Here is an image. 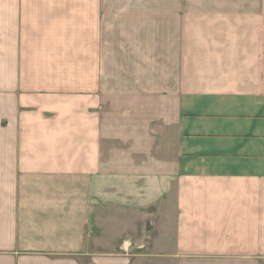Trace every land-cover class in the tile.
<instances>
[{"label": "crops", "instance_id": "obj_1", "mask_svg": "<svg viewBox=\"0 0 264 264\" xmlns=\"http://www.w3.org/2000/svg\"><path fill=\"white\" fill-rule=\"evenodd\" d=\"M0 264H264V0H0Z\"/></svg>", "mask_w": 264, "mask_h": 264}]
</instances>
